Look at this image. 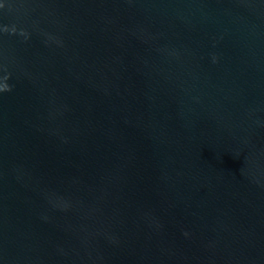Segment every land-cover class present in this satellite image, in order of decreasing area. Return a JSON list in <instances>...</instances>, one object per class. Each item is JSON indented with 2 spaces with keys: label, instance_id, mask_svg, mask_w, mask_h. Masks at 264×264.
Returning <instances> with one entry per match:
<instances>
[{
  "label": "water",
  "instance_id": "1",
  "mask_svg": "<svg viewBox=\"0 0 264 264\" xmlns=\"http://www.w3.org/2000/svg\"><path fill=\"white\" fill-rule=\"evenodd\" d=\"M0 4V264H264V0Z\"/></svg>",
  "mask_w": 264,
  "mask_h": 264
},
{
  "label": "clouds",
  "instance_id": "2",
  "mask_svg": "<svg viewBox=\"0 0 264 264\" xmlns=\"http://www.w3.org/2000/svg\"><path fill=\"white\" fill-rule=\"evenodd\" d=\"M4 7V5L3 4H0V8H3ZM5 31H7V29H5ZM11 89H10V87H9V85L7 84V82H5L4 84H3V86H0V91H3V92H8V91H10Z\"/></svg>",
  "mask_w": 264,
  "mask_h": 264
}]
</instances>
